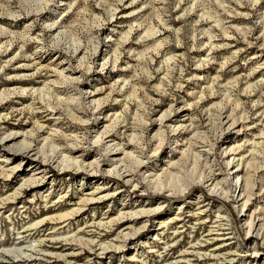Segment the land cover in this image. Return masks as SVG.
I'll return each mask as SVG.
<instances>
[{"label":"rangeland","instance_id":"1","mask_svg":"<svg viewBox=\"0 0 264 264\" xmlns=\"http://www.w3.org/2000/svg\"><path fill=\"white\" fill-rule=\"evenodd\" d=\"M263 45L264 0H0V126L39 123V138L48 136L30 154L0 140L5 172L20 167L0 174V264H264V240L248 231L239 200L250 173V210L261 216ZM225 115L241 124L228 126ZM107 123L110 135L96 141ZM115 142L130 152L121 166L103 151ZM62 153L99 165L77 167ZM31 171L42 179L20 185ZM94 188L108 196L55 234L67 239L50 240L64 224L50 216ZM143 207L144 216L98 224Z\"/></svg>","mask_w":264,"mask_h":264},{"label":"bare ground","instance_id":"2","mask_svg":"<svg viewBox=\"0 0 264 264\" xmlns=\"http://www.w3.org/2000/svg\"><path fill=\"white\" fill-rule=\"evenodd\" d=\"M127 40V39H126ZM264 46V45H263ZM76 51H77V48L74 50V52L76 53ZM95 55V54H94ZM113 65L112 66H114L115 65V61L112 63ZM100 65H102L103 66V63H101ZM111 66V65H110ZM115 67V66H114ZM58 75H59V73H58ZM65 76V75H64ZM51 80V79H50ZM116 83V82H115ZM246 85V84H245ZM121 86H122V83H121ZM204 86V85H203ZM98 88V87H97ZM120 88V87H119ZM22 91V90H21ZM30 91V90H29ZM0 93H3V92H0ZM29 93V92H28ZM90 93L91 94H93L94 93V90L91 92V90H90ZM210 94V93H209ZM199 95H200V93H199ZM224 96V95H223ZM4 97V96H3ZM1 99H2V97H0V101H1ZM96 99V98H95ZM228 99V98H227ZM59 100V99H58ZM97 102V101H96ZM47 108V107H46ZM94 109V108H93ZM230 109V108H229ZM51 110V109H50ZM53 111V110H52ZM52 111H50V113H53ZM232 111V110H231ZM230 111V112H231ZM169 112V111H168ZM170 112H172V111H170ZM233 112V111H232ZM202 113V112H201ZM116 114V113H115ZM228 114V113H227ZM231 114V113H230ZM229 114V115H230ZM8 115V114H7ZM118 115V114H117ZM229 115H225L224 117V120H223V123L225 122V123H227V125L228 126H230V125H238V123L239 124H241V122L240 121H236V120H234L233 118H231V120L229 119L230 117H229ZM107 116V115H106ZM115 116V115H114ZM168 116H169V114L168 113H165V112H163L161 115H160V117H159V121H160V123L163 121V119L165 120L166 118H168ZM103 118V117H102ZM246 119V118H245ZM108 122V121H107ZM110 122V121H109ZM123 122V121H122ZM205 122V121H204ZM238 122V123H237ZM105 123V122H104ZM38 126H36L35 127V129H33V130H30V131H21V132H18L19 130L18 129H16L15 131H9V132H5L2 128H1V126H0V135H1V137H0V140H1V138L3 139H5V141H4V143H6V141H14L12 144H14V143H17V145H15V146H11V145H9L8 143L7 144H5V147L7 148V150L9 149V150H11L13 153H16V152H20V151H24V152H26V153H28V154H30L31 153V151H33L34 149H38V146H37V144L39 143V142H41L40 140H42L41 138H43V142H44V139L45 138H47L48 139V136H42L41 138H39L40 137V135H42V134H40V132L39 131H41V130H44V126H43V124H37ZM103 125V124H102ZM109 123H107V124H104L103 125V129L100 131V135H99V137L97 138L96 137V141H98V140H100L101 142L104 140V138L105 137H107V136H109L110 134H109V132H110V130H111V128H109ZM3 126V125H2ZM178 127H180V126H178V124H177V126H175V127H173V131H175ZM240 127H242V126H240ZM240 127L237 129V130H239L240 129ZM187 129V128H186ZM181 130V129H180ZM196 130V129H195ZM161 131V130H160ZM115 132V131H114ZM159 132V131H158ZM163 132V131H162ZM52 133V132H51ZM158 134V133H157ZM50 137H51V135H50ZM52 138V137H51ZM17 139V140H16ZM55 139V138H54ZM122 139V138H121ZM2 141V140H1ZM18 141V142H17ZM53 141V140H52ZM80 142V141H79ZM161 142H162V140H161V138H160V140L158 141V142H156L155 144H154V146H153V150L154 151H157V149H159L160 148V146H161ZM190 141L188 140V143H189ZM191 143V142H190ZM43 144V143H42ZM41 144V145H42ZM212 144V143H211ZM40 145V144H39ZM54 145V144H53ZM144 145V144H143ZM191 145V144H190ZM52 146V145H51ZM111 145H109V144H107L106 145V147H105V149L103 150L105 153H106V155H112V158L111 159H107V162H109V161H111L112 160V162H113V160L114 159H116V161H118V163L119 164H117V165H120V164H122L121 162H123L124 160H125V158L128 156L129 157V153L128 152H126L125 150H123L124 148L122 147L121 148V145L117 142H115V145L113 146V147H110ZM54 147H55V145H54ZM82 147V146H81ZM186 147L187 148H183L182 150H180L181 151V153L182 154H184V152L188 149V147H189V145L187 144L186 145ZM192 146H190V148H191ZM227 147H229V146H227ZM63 148V147H62ZM56 149V148H55ZM210 149V148H209ZM238 149V148H237ZM35 150V151H36ZM58 150V149H57ZM73 150V148H72V145H70L69 147H65V151L66 152H70V151H72ZM189 150V149H188ZM187 150V151H188ZM232 150H235V148H232ZM56 151V150H55ZM59 151H60V149H59ZM59 151H58V153H59ZM63 151V150H62ZM189 151H191V150H189ZM37 152V151H36ZM109 152H114L113 154H109ZM197 152V151H196ZM200 152V151H199ZM236 152V151H235ZM133 153V152H132ZM136 153V152H135ZM187 153V152H186ZM38 154V153H37ZM37 154H35L36 156H37ZM43 154V153H42ZM57 154V153H56ZM66 154V155H65ZM65 154H63L62 153V157H66V158H70V159H72V160H75L76 162H79L77 165V167H85V165L87 166H89V168L91 169V168H93L94 166H98L99 164H98V162H90V160L89 161H87V162H85V163H87V164H82V163H80L81 161H78L77 160V157H75V155L74 156H71L70 154H68L67 155V153H65ZM137 154H138V152H137ZM179 154H180V152H179ZM193 154V153H192ZM196 154V153H195ZM194 154V155H195ZM200 154V153H199ZM199 154H197V156H199ZM54 155V154H53ZM53 155H51L52 156V158L54 159V156ZM133 155H134V153H133ZM193 155V156H194ZM235 154L234 153H231V155L227 158V161H228V163L230 164L229 165V168L230 169H233L234 171H238L239 169L238 168H234L235 167V164H234V160L232 161V159H234L235 158V156H234ZM107 156V157H108ZM132 156V155H131ZM192 156V155H191ZM127 157V158H128ZM134 157H135V155H134ZM195 157H196V155H195ZM126 158V159H127ZM130 159V158H129ZM128 159V160H129ZM134 159V158H133ZM136 159H137V156H136ZM139 159H140V157H139ZM194 159V158H193ZM240 159V158H239ZM52 160V159H51ZM65 160V159H64ZM63 160V161H64ZM81 160V159H80ZM93 160V159H92ZM96 160V159H95ZM127 160V161H128ZM135 160V159H134ZM168 159H166V161H167ZM206 160V159H205ZM62 161V160H61ZM68 161L70 162V160L68 159ZM74 161V162H75ZM115 161V162H116ZM136 161V160H135ZM230 161H232V163H230ZM1 162H3V164H1ZM1 162H0V174H2V173H4V174H6L7 176H9L10 175V173L11 172H13V170L14 169H16L17 167L18 168H20L19 167V164H15L13 167H10V169L8 170V172H5V170L8 168V166H7V168H5L6 167V165H7V159L5 158V159H1ZM58 161H56V163H57ZM73 162V161H72ZM111 162V163H112ZM130 162V161H129ZM137 162H138V160H137ZM140 162V161H139ZM168 162L170 163V165L171 166H173L174 164H175V162L174 161H170V160H168ZM167 162V163H168ZM65 163V162H64ZM141 163V162H140ZM246 163H248L247 161H246ZM68 164V163H67ZM69 164H71V163H69ZM68 164V165H69ZM76 164V163H75ZM124 164H126V165H129V163L127 164V163H124ZM139 164V163H138ZM195 164V163H194ZM68 165H67V167H68ZM114 165V164H113ZM264 165V164H263ZM71 166H72V164H71ZM71 166H69V167H71ZM115 166V165H114ZM121 166V165H120ZM123 166V165H122ZM136 166V165H135ZM167 166H169L168 164H167ZM124 167H125V165H124ZM127 167V166H126ZM132 167V166H131ZM165 167V166H164ZM237 167V166H236ZM259 167V166H258ZM88 168V167H87ZM87 168H85L86 170H87ZM116 167H114V172H115V170L117 169H115ZM121 167H119L118 169H119V171H117L118 172V176H125V175H127L128 174V170L127 169H125V168H121ZM204 168V167H203ZM95 169V168H94ZM99 169V168H98ZM111 169H113V168H111ZM129 169H131V168H129ZM133 169V168H132ZM165 169V168H164ZM209 169V168H208ZM120 170H122V171H120ZM134 170V169H133ZM170 170V169H169ZM96 171V170H95ZM172 171V170H171ZM244 171V170H243ZM32 172V173H31ZM29 174H28V176L27 177H23L24 179H22L23 181L20 183V185H22V184H27V185H31V186H33V185H36L37 184V182L40 180V179H42L41 177H38L37 175H35L34 174V172L33 171H31ZM163 172V171H162ZM166 172H169V171H167L166 170ZM165 172V173H166ZM248 172V171H247ZM171 173V172H170ZM173 173V172H172ZM12 174V173H11ZM131 174V173H130ZM164 174V173H163ZM169 174V173H168ZM168 174H166V175H168ZM250 174V173H249ZM249 174H246V175H244V176H241L240 177V182H239V184H240V187H241V189L243 190V193H242V196L239 198V200L241 201V207H243L244 206V215H246V216H249L246 220H247V223H248V226H247V229H248V231L250 230V231H256L255 233L256 234H260V237H262L263 238V240H264V205H262L261 207H259L260 208V214H261V216L260 217H254L255 215H253V212L254 211H251L250 210V206H249V204H250V198H251V192L253 191L252 189H253V186H254V184H253V180H252V178H251V176L249 175ZM255 174V173H254ZM39 175V174H38ZM171 175V174H170ZM169 175V176H170ZM155 176V175H154ZM202 176V175H201ZM163 177H165V176H163ZM203 177H204V175H203ZM209 177H211V176H209ZM253 177V176H252ZM207 178V177H206ZM216 177H212V178H210L211 179V181L209 180V183L210 182H213V180H214V184H213V186H211L210 188L211 189H213L214 187H215V184L217 183V181H215L216 179H215ZM220 178V177H219ZM236 178V177H235ZM131 179V176L129 177V178H126L125 180L126 181H129ZM150 179V178H149ZM204 179L203 178H201V179H198V181H203ZM219 182V181H218ZM151 183V182H150ZM19 185V186H20ZM207 185V184H206ZM23 186V185H22ZM103 187V186H102ZM226 187V186H225ZM20 189V188H19ZM209 189V188H208ZM220 189V188H219ZM261 189H262V187H261ZM210 190V189H209ZM218 190V189H217ZM240 190V189H239ZM263 190V189H262ZM14 191H15V189H14ZM255 191V190H254ZM18 192V191H17ZM261 193V192H260ZM16 194V193H15ZM15 194H14V196H15ZM254 194V193H253ZM13 196V195H12ZM46 196V194L44 195V197ZM108 196V193H102V190H100V189H96V188H94L93 190H90L89 189V191H87V192H83V190L81 191V194H80V196H79V198H78V200L77 201H74V206L72 205V207H70L68 210L66 209V211L65 212H63V213H57V214H52L51 216H50V218L49 219H51V222H54V223H63L64 222V224H62V225H59V226H52L53 227V229H52V231H50V237H49V239L50 240H53V239H57V238H61V239H67V235L65 236H55V234H59V233H62V232H65V231H69V227H70V221H71V219L72 218H74V217H76V216H78L80 213H81V210L83 209V207H85L86 205H90V204H92L93 202H97L98 200H102V199H104L105 197H107ZM240 196V195H239ZM11 197V196H10ZM43 197V196H42ZM58 200H62V199H65L66 197H65V193L63 192H61V191H59L58 192ZM3 199V198H2ZM9 199V198H8ZM56 200V199H55ZM71 200V199H70ZM76 204V205H75ZM53 205V204H52ZM144 208V207H143ZM140 208L139 210H133V211H130V210H126V209H122V208H120V209H118V211H117V213L115 214V216H113V217H109V219H107V220H105V221H100V222H102V223H98V224H101L103 227H104V225L105 226H108V225H110V224H113V223H116V222H120V221H124V220H130V219H134L135 217H138V216H144L145 215V213H147V210L144 208ZM154 209V208H153ZM204 209V208H203ZM257 209V208H256ZM150 211V210H149ZM258 216V215H257ZM43 217H45V216H43ZM256 218V219H255ZM44 219V218H43ZM42 220V219H41ZM40 220V221H41ZM258 220H260V221H258ZM37 222V221H36ZM44 222V221H43ZM161 222V221H160ZM38 223V222H37ZM36 223V224H37ZM142 223V222H141ZM93 224V223H92ZM104 224V225H103ZM220 224V223H219ZM89 225V224H88ZM217 225V224H216ZM65 226H67V228H68V230H66L64 227ZM145 226V223H142V224H140L139 226H138V228H142V227H144ZM39 227V226H38ZM28 228H31V226L30 227H26L25 229H23V231H26ZM60 228H63V230H60ZM137 228V227H136ZM137 228V229H138ZM134 229V228H133ZM60 230V231H59ZM123 231V230H122ZM122 231H120V235H121V237L124 239L129 233L128 232H122ZM133 231H135V229L133 230ZM209 231V230H208ZM248 231L246 230V232L248 233ZM75 232V231H74ZM69 233V232H68ZM28 234L26 233V234H24L23 235V237L25 238L26 236H27ZM118 235V234H117ZM55 236V237H54ZM77 236V235H76ZM92 238V237H91ZM95 238V237H94ZM121 238V239H122ZM60 239V240H61ZM77 239V238H76ZM88 239H89V237H88ZM96 239V238H95ZM73 240V239H72ZM86 241V240H85ZM93 241H94V239L92 238L91 240H90V243L91 244H93ZM30 242V241H29ZM37 242V241H36ZM65 242V241H64ZM71 243H72V241H70ZM69 242V243H70ZM81 242H84V241H81ZM262 242H264V241H262ZM75 244V243H74ZM86 244V243H85ZM98 245H99V243H98ZM104 244H102V245H100V246H103ZM106 245H107V243H106ZM112 246H118L117 244L116 245H114V244H111ZM27 246H29V245H27ZM108 246V245H107ZM30 247V246H29ZM12 248V247H11ZM20 248H21V246H20ZM217 248V247H216ZM104 249V248H103ZM77 250V249H76ZM102 250V249H101ZM100 250V251H101ZM20 251V250H19ZM41 251V250H40ZM255 252H257V251H254V253ZM1 253V252H0ZM10 253V252H9ZM15 253H17V252H15ZM53 254L55 253V252H52ZM72 253V252H71ZM253 253V254H254ZM56 254V253H55ZM62 253H60V255H61ZM57 256H58V254H56ZM63 255H64V253H63ZM62 255V256H63ZM1 256V255H0ZM26 256V255H25ZM30 256V255H29ZM39 256V255H38ZM54 256V255H53ZM187 256V255H186ZM28 257V256H27ZM34 257V256H33ZM40 258V257H39ZM65 258V257H64ZM33 259V258H32ZM44 259V258H43ZM181 260H183V259H181ZM181 260H177V261H181ZM43 261V260H42ZM184 261V260H183ZM41 262V261H40ZM191 264V263H190ZM198 264V263H197Z\"/></svg>","mask_w":264,"mask_h":264},{"label":"trees","instance_id":"3","mask_svg":"<svg viewBox=\"0 0 264 264\" xmlns=\"http://www.w3.org/2000/svg\"><path fill=\"white\" fill-rule=\"evenodd\" d=\"M201 189V188H200Z\"/></svg>","mask_w":264,"mask_h":264}]
</instances>
